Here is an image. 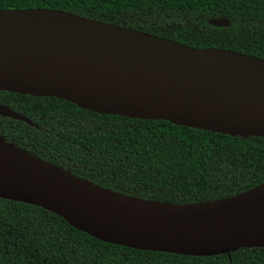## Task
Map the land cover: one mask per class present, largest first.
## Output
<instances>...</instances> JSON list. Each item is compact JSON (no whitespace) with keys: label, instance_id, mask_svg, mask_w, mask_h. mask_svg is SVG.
Here are the masks:
<instances>
[{"label":"trees","instance_id":"16d2710c","mask_svg":"<svg viewBox=\"0 0 264 264\" xmlns=\"http://www.w3.org/2000/svg\"><path fill=\"white\" fill-rule=\"evenodd\" d=\"M53 10L181 45L264 61V0H0V12ZM227 20L226 28L212 20ZM0 140L124 196L189 206L264 183V139L81 110L55 98L0 93ZM0 264H264V249L213 257L103 243L42 208L0 199Z\"/></svg>","mask_w":264,"mask_h":264},{"label":"water","instance_id":"95a60500","mask_svg":"<svg viewBox=\"0 0 264 264\" xmlns=\"http://www.w3.org/2000/svg\"><path fill=\"white\" fill-rule=\"evenodd\" d=\"M37 26L11 39L20 23ZM211 25L228 27L227 20ZM239 56L259 65L233 82H205L211 60ZM132 64L170 102L173 113L149 117L97 112L89 74L99 62ZM55 98L81 110L230 136L264 139V61L220 49L181 45L143 32L53 10L0 12V93ZM0 115L30 124L0 105ZM15 160L0 157V199L42 208L76 230L124 248L213 257L264 249V183L232 198L175 206L124 196L75 177L2 142Z\"/></svg>","mask_w":264,"mask_h":264},{"label":"bare ground","instance_id":"6f19581e","mask_svg":"<svg viewBox=\"0 0 264 264\" xmlns=\"http://www.w3.org/2000/svg\"><path fill=\"white\" fill-rule=\"evenodd\" d=\"M35 23H20L4 29L11 39L36 28ZM259 65L239 56L218 55L209 66L205 82L224 84L245 76ZM89 94L97 112L149 117L151 110L173 113L170 102L146 76L125 61H99L89 74ZM0 157L15 160V153L0 144Z\"/></svg>","mask_w":264,"mask_h":264}]
</instances>
